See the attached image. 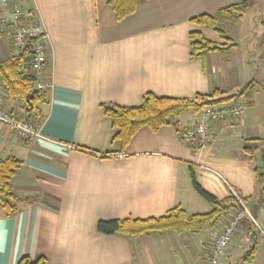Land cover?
<instances>
[{"label": "crops", "instance_id": "crops-1", "mask_svg": "<svg viewBox=\"0 0 264 264\" xmlns=\"http://www.w3.org/2000/svg\"><path fill=\"white\" fill-rule=\"evenodd\" d=\"M240 1L141 0L136 12L119 23L106 0L30 2L50 32L52 87L44 93L40 138L24 141L0 129V158L22 160L12 178L20 209L8 216L0 208V264H18L23 257H44L49 264H206L234 212L203 236L165 232L130 239L96 229L99 221L158 218L177 206L201 213L207 205L195 195L192 172L219 200L232 194L253 197L246 205L254 219L252 232L258 228L261 233L254 264L258 263L264 254V227L257 220L264 225V205L257 198L254 163L256 157L263 161L264 116L249 113L258 107L255 98L239 121L214 123L212 142L203 150L186 144L170 125L157 132L140 129L120 155L119 143L112 141V121L101 108L138 106L147 93L192 98L215 89L223 92L222 99L234 97L224 104L243 103L240 91L259 71L252 72L253 63L264 67V15L255 25L245 21L247 11L257 12L260 0L237 25L223 24L236 44L229 52L192 59L189 39L191 32L199 31L224 44L217 32L190 20ZM256 37L260 54L254 58L257 51H252L244 61L252 64L250 73L234 64V54L239 41L252 43ZM23 105L13 97L3 102L24 115ZM203 112L195 120L180 116L178 127L195 126ZM251 236L239 229L221 264L233 255L241 258L242 242Z\"/></svg>", "mask_w": 264, "mask_h": 264}, {"label": "trees", "instance_id": "trees-1", "mask_svg": "<svg viewBox=\"0 0 264 264\" xmlns=\"http://www.w3.org/2000/svg\"><path fill=\"white\" fill-rule=\"evenodd\" d=\"M141 0H106L112 9L116 22H121L133 15ZM255 0H241L238 4L221 9L214 15L203 14L192 18L190 21L201 28L217 32L226 42L218 45L208 39L199 31H193L189 35L190 56L192 59L203 57L210 52H229L236 44L223 29L224 23L233 26L240 23L246 11ZM31 53L24 50L18 55H11L0 60V80L6 91L13 98L23 102L24 116L30 120L41 122L43 119L42 105L46 103L44 93L35 89L34 78L28 73ZM28 95H32L31 101L27 102ZM223 92L215 89L210 94H197L192 98L159 97L153 93H147L143 102L138 106H121L117 104H102L104 114L112 121L114 129L113 142L120 145L118 154L126 153L127 148L134 136L142 128H149L153 132L159 131L165 126L172 125L181 136L185 129L178 127V118L185 112H202L209 108L218 107L234 97L222 99ZM240 97L244 98L245 105L252 107L256 96V83H247L240 91ZM182 138V137H181ZM264 164V151H263ZM22 166V160L11 156L0 158V208L6 210L8 216H13L19 211V196L12 189V178ZM254 172L258 184L257 198L264 205V171L256 166ZM192 186L195 192L211 206L207 213L190 214L181 206H177L165 215L158 218L134 219L132 217L99 221L96 229L104 235H123L130 239L148 236L154 233L173 232L178 235L187 233H199L205 227L215 226L231 212L242 209L240 201L235 195L219 200L207 192L191 173ZM253 197L241 198L242 202L249 204ZM252 221L244 219L239 229L245 228L252 236L253 245L240 258L242 264H254L259 250L256 232H252ZM18 264H49L48 260L41 257L31 260L23 257Z\"/></svg>", "mask_w": 264, "mask_h": 264}, {"label": "built area", "instance_id": "built-area-1", "mask_svg": "<svg viewBox=\"0 0 264 264\" xmlns=\"http://www.w3.org/2000/svg\"><path fill=\"white\" fill-rule=\"evenodd\" d=\"M32 0H0V26L8 33V40L12 56L24 50L31 53L28 73L34 78L35 89L46 93L52 87V72L50 69L49 29L45 25L38 9L30 8ZM11 96L0 80V129L4 128L14 133L24 141H35L41 137V122L30 120L23 114L3 106L5 100ZM246 109L245 103L223 104L205 110L199 122L182 132V140L203 150L213 139L212 125L216 122H237ZM242 205V209L234 212L222 232L215 239L206 264H221L222 258L239 230L241 222L248 218L254 219L248 206L235 195Z\"/></svg>", "mask_w": 264, "mask_h": 264}, {"label": "rangeland", "instance_id": "rangeland-1", "mask_svg": "<svg viewBox=\"0 0 264 264\" xmlns=\"http://www.w3.org/2000/svg\"><path fill=\"white\" fill-rule=\"evenodd\" d=\"M258 5H259V7H257L258 10L256 13H255V10L247 11L246 16H245V21H246L247 26H251V24H254V25L258 24V22H257L258 16H261V14L264 15V1L260 0V3ZM253 18H254V20H253ZM259 26H260V24H259ZM241 35L242 36L246 35V31L244 29L242 30ZM213 37H214L215 41H217L219 38L217 34H213ZM257 40H258V38L256 37L254 39V42H252V43L248 42V40L239 41L238 44L240 47L235 51V54H234V64L235 63L239 64V65L242 64V68L244 70L246 69L247 72H250V70L252 68V64L244 63V61L246 59H248L249 55L252 54V51H257V53L254 54V58H255V55L260 54V49L257 48V44H255L257 42ZM11 53H12V51H11L10 44L8 41V33L2 26H0V60H4L7 57L11 56L12 55ZM257 64L260 66H258ZM257 66H258V68H257ZM255 69H257V70L259 69V71H257L255 73V71H254ZM252 72L255 73V77H254V80L256 81L255 102L257 103L258 107L256 109L251 110V111L249 110L250 111L249 113L251 115L261 117V116H264V67L261 66L260 62H257V63L254 62ZM246 112H248V110ZM182 115H190L189 116L190 120H195L194 118L200 116L201 112L188 111V112L183 113ZM260 148H261L260 150L264 149V143L260 145ZM259 159H260L259 157H256L254 165L262 167V170L264 171V164H263V162H260ZM195 195L198 197V199H200L203 203H205V205H207L206 209H199V210H202L201 213L209 212L211 210L210 206H208L209 204H207V202L198 194H195ZM253 201H255V200H253ZM254 203H256V202H254ZM257 223L261 228L264 227L262 221L257 220ZM208 228L209 227H205L201 232L197 233L196 235L203 236L205 231ZM255 229H256L257 234L259 233V235H260L261 233L259 232L258 228H255ZM183 237H185V236H182L181 239H183ZM195 237H198V236H195ZM252 245H253L252 240H249V241L244 240L242 242L241 247H240L241 254L243 255L246 251H248ZM228 263L229 264H242V262L240 261V257H237L236 255H233L231 260H229V262H227L226 264H228ZM257 264H264V254L260 255Z\"/></svg>", "mask_w": 264, "mask_h": 264}, {"label": "water", "instance_id": "water-1", "mask_svg": "<svg viewBox=\"0 0 264 264\" xmlns=\"http://www.w3.org/2000/svg\"><path fill=\"white\" fill-rule=\"evenodd\" d=\"M32 95H28L27 102L29 103L31 101Z\"/></svg>", "mask_w": 264, "mask_h": 264}]
</instances>
